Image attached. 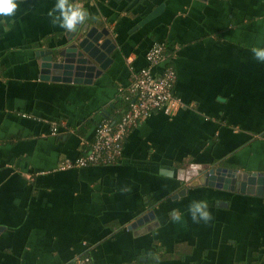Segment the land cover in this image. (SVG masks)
<instances>
[{
  "label": "crops",
  "instance_id": "obj_1",
  "mask_svg": "<svg viewBox=\"0 0 264 264\" xmlns=\"http://www.w3.org/2000/svg\"><path fill=\"white\" fill-rule=\"evenodd\" d=\"M56 2L16 0L0 16V264H73L84 252L93 264H264V196L176 176L194 163L264 173V61L251 50L264 47V0H72L115 44L89 82L42 71L71 36L51 23ZM154 42L170 49L182 105L141 120L116 162L63 166L88 149L93 122L121 116L131 67L147 66ZM198 200L209 222L192 220Z\"/></svg>",
  "mask_w": 264,
  "mask_h": 264
},
{
  "label": "water",
  "instance_id": "obj_2",
  "mask_svg": "<svg viewBox=\"0 0 264 264\" xmlns=\"http://www.w3.org/2000/svg\"><path fill=\"white\" fill-rule=\"evenodd\" d=\"M157 11L158 9L153 10L139 24L153 17ZM92 21L96 24L90 25V22L86 21L84 24H77L74 31L68 32L71 36L68 43L62 44V48H56L54 53L47 51L46 56L42 58L43 72L50 68L53 73L51 78L54 80L89 82L92 76H97L106 69L112 60L110 54L115 44L109 36V30L105 26L99 27L102 22L95 18ZM176 176L178 180H184L192 187L206 185L229 191L254 192L264 196V173L240 174L232 168L194 163L178 168ZM145 219L146 216L137 218L129 228L135 227Z\"/></svg>",
  "mask_w": 264,
  "mask_h": 264
},
{
  "label": "built area",
  "instance_id": "obj_3",
  "mask_svg": "<svg viewBox=\"0 0 264 264\" xmlns=\"http://www.w3.org/2000/svg\"><path fill=\"white\" fill-rule=\"evenodd\" d=\"M164 43L154 42L145 52L147 66L139 69L131 67V81L129 92L135 96L120 121L112 125L108 120H102L95 127L94 141L91 148L84 155L75 160H66L62 165L66 167L86 166L98 163H111L121 154V140L126 131L138 124L153 112L163 111L171 114L181 105V101L173 94V84L176 74L171 65L167 64L164 53ZM160 66L157 73L152 67ZM53 127L52 133L55 132ZM73 264H91L87 257H75Z\"/></svg>",
  "mask_w": 264,
  "mask_h": 264
},
{
  "label": "clouds",
  "instance_id": "obj_4",
  "mask_svg": "<svg viewBox=\"0 0 264 264\" xmlns=\"http://www.w3.org/2000/svg\"><path fill=\"white\" fill-rule=\"evenodd\" d=\"M16 8V0H0V16H12ZM48 16L52 17L53 26L58 25L68 32L74 31L77 24H84L88 19V13L72 0H57L53 9L48 12ZM251 50L257 60L264 61V47L254 46ZM189 212L194 222L201 220L209 222L212 219L207 202L204 200L192 201L189 205ZM170 215L173 222H180L182 219L178 210L173 209Z\"/></svg>",
  "mask_w": 264,
  "mask_h": 264
},
{
  "label": "trees",
  "instance_id": "obj_5",
  "mask_svg": "<svg viewBox=\"0 0 264 264\" xmlns=\"http://www.w3.org/2000/svg\"><path fill=\"white\" fill-rule=\"evenodd\" d=\"M164 45H165V49H164V53H165V55H166V60H167V64L168 65H171L172 67H173V63H172V61H171V56L172 55H170V49L168 48V46L164 43ZM173 69H174V67H173ZM175 71V70H174ZM127 93H125V95H124V97H123V99L121 100V102L120 103H118V106H121L122 108H123V111H122V113H121V116L117 119V120H115V121H112L111 119H101V120H99V121H95V122H93L94 123V132H95V127L98 125V123L99 122H101L102 120H108L109 121V123L110 124H112V125H115V124H117L119 121H120V119H121V117H122V115L124 114V112L125 111H127L128 110V108H129V106H130V103H131V101L133 100V98H134V94L133 93H131V92H129V90H128V88H127V91H126ZM154 113V112H153ZM137 125V124H136ZM136 125H134V126H132L131 128H129L127 131H126V133L124 134V136H123V139L121 140V142H120V144H121V149H122V142H123V140H124V138H125V136L136 126ZM94 141V134H93V139H92V141L90 142V144H89V146H88V149H86L83 153H81L80 155H84V154H86L87 152H88V150H90V148H91V143ZM79 155V156H80ZM77 158V157H76ZM76 158H74L73 160H75ZM117 160H115L114 162H116ZM114 162H111V163H114ZM98 164H106V163H98ZM107 164H109V163H107ZM91 165V164H90ZM97 165V164H96ZM186 255H188V252H185V251H182V252H179V256H178V258L180 259V260H184V258H185V256ZM77 257V256H76ZM78 257H87V258H89L90 259V262H91V264H93V262H92V259H91V257H90V254L88 253V252H84V253H82V254H80V255H78ZM151 258H153V259H151ZM154 259H157V257L156 256H151V257H149L148 258V260L146 261V262H151V263H154V264H156L157 263V261L158 260H154ZM146 262L144 263V262H138L139 264H146ZM187 264H195V262L194 261H190V262H188ZM234 264H241V263H234ZM244 264H253V262L251 263V262H244ZM254 264H257V263H254Z\"/></svg>",
  "mask_w": 264,
  "mask_h": 264
}]
</instances>
